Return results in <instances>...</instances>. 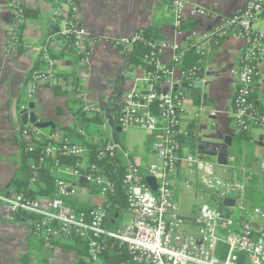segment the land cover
Masks as SVG:
<instances>
[{"label":"built area","instance_id":"built-area-1","mask_svg":"<svg viewBox=\"0 0 264 264\" xmlns=\"http://www.w3.org/2000/svg\"><path fill=\"white\" fill-rule=\"evenodd\" d=\"M25 0H7L12 20L6 34L7 54L17 53L20 45L18 25L23 21L22 8ZM174 15V26L178 34H183L182 26L186 11L191 15L206 13V9L187 0H169ZM77 0H64L58 11L59 22L56 37L71 41L77 54L85 55L79 62L85 63L89 55L87 44L89 33L82 25L76 6ZM262 21L263 29L253 25ZM220 38L235 37L243 40L238 57V66L232 71L236 83L233 99L234 122L244 132L252 128H264V113L260 112L250 96L259 75V63L264 59V0H247L245 6L213 31ZM189 38V36H186ZM142 36L134 32L131 36L116 40V46L131 47ZM154 49L145 60L154 66L142 78L134 80L132 90L123 95L118 113L119 128H140L152 134V150L157 162L146 170L124 151L126 171L124 186L127 195L125 208L131 215L127 224H121L109 216L107 208L98 203L89 213H77L65 203L66 197L76 195V187L70 179H83L95 186L99 195L105 199L115 192L114 184L96 165L86 167L77 163L63 165L54 160L52 172L57 175V197L45 202L20 194L0 193L2 202L11 213L23 212L32 217V235L51 244L60 239L73 236L88 242L87 261L91 264H107L102 253L107 240H114L126 246L133 254L132 261L140 264H238L244 256L243 264H264V206H249L246 190L252 175L244 168L233 165L229 177L216 174L196 153L182 154L180 137L188 132L180 128V121L188 112V96L180 90L159 89L161 82L171 75V69L157 61L158 52L166 42L149 43ZM181 55L174 57L180 61ZM57 60L47 57L44 68L35 70L28 78L19 104V115L23 119L21 138L26 150L33 152L38 142L45 139L58 142L47 145L42 150L41 162L54 156L59 150L63 155L83 156L84 149L74 138L63 131H52L40 127L34 119L32 102L38 88L54 83L57 77ZM196 69L182 71V76L191 84L198 81ZM83 112L87 115L102 114L100 106L86 103ZM104 127H108L107 124ZM76 130L87 137L81 124ZM120 150L119 145L110 141L100 156H111ZM264 170V163L262 164ZM34 183L39 178L34 161L31 162ZM152 176L157 184L156 190L146 182ZM203 189L215 194L223 205L226 199L233 200L225 205L228 213L219 209L216 202L203 203L192 217H184L179 211L177 192L180 190L198 191ZM214 203V204H211ZM237 209V213H234ZM110 221L112 223H110ZM228 246L224 259L218 255L220 243ZM121 264H127L123 262Z\"/></svg>","mask_w":264,"mask_h":264},{"label":"crops","instance_id":"crops-1","mask_svg":"<svg viewBox=\"0 0 264 264\" xmlns=\"http://www.w3.org/2000/svg\"><path fill=\"white\" fill-rule=\"evenodd\" d=\"M187 1L204 7L206 13L193 16L188 7L182 27L184 33L178 34L168 0H77L81 23L89 33V55L82 64L75 59L70 41L56 37L60 8L57 0L24 1L26 19L21 52L7 54L6 34L12 13L7 0H0V193L15 194L12 181L18 172L22 153L20 130L23 119L19 115V104L32 69L44 68L47 57L58 62L54 83L35 92L33 116L41 124L53 123L54 127L77 126L75 99L100 106L104 114V106L110 100L120 104L123 95L133 89L134 80L146 75V65L128 69L127 55L131 48H120L115 42L131 36L138 29L155 27L159 41L167 43L158 52L157 61L172 72L166 81L161 82L159 89L186 90L188 112L193 113L189 115L186 112L180 121V128L188 132L182 142V154L198 152L199 139L222 143L225 137H231L227 163H219L217 157L212 156H203V159L223 177L231 176L233 165L244 168L253 177L246 190L248 205L264 206V170L261 167L264 163V128L244 132L235 124L233 117L237 87L232 71L238 66L243 40L212 35L223 20L243 8L247 0ZM253 26L263 29L262 21L255 22ZM53 30L55 33L51 35ZM177 54L181 55L180 61L174 60ZM193 68L201 87L184 88L183 84L193 86L195 83H189L182 76V71ZM72 72L78 76L77 91L70 90L68 84ZM119 72L120 79L117 78ZM58 85L67 93L57 92ZM118 89L121 91L119 94ZM252 96L259 111L264 113V59L259 63ZM118 113L119 109L115 117ZM103 129L108 130V143L111 141V129L104 126ZM145 132L143 141L130 148L124 144L127 139L120 140L119 137L123 149L143 170L157 162L152 150L153 136ZM70 180L76 187L73 198L77 204L89 202L95 205L103 200L83 179ZM199 192L206 191H194L196 197ZM37 198L43 202L50 199ZM208 201L211 202L210 198ZM59 242L62 244H48L32 235L31 216L23 212L11 213L0 202V264H78L80 258L69 246L71 240Z\"/></svg>","mask_w":264,"mask_h":264},{"label":"trees","instance_id":"trees-1","mask_svg":"<svg viewBox=\"0 0 264 264\" xmlns=\"http://www.w3.org/2000/svg\"><path fill=\"white\" fill-rule=\"evenodd\" d=\"M57 1L60 3V6H62L64 3V0H57ZM168 2L170 4L169 0ZM21 8H22L23 21L17 27V31L20 39V45L17 50L18 53L21 52L22 35H23L24 23L26 19L25 3L21 6ZM185 26H187V24H185ZM54 27L55 26H53V28ZM182 27H184V25ZM136 32L141 34L142 40H138L134 42L130 47L131 51L127 55V67L128 69H132L135 66L146 65L147 71H151V70L154 71V66L148 63L144 58L146 55H149L154 50L149 45V43L160 42L159 36L157 35V29L155 27H148V28L138 29ZM52 33L54 34L55 31L54 30L51 31V35ZM70 43L72 44V40L70 41ZM118 47L123 48L124 46L118 45ZM74 53L77 62H79L85 56L83 54H77L75 51ZM35 70H39V67L32 69V71L28 75V78ZM78 82H79L78 76L75 72L69 74L68 84L70 86V90L77 91L79 85ZM178 90L183 91L184 93L186 92V90L184 89H178ZM57 92L67 93V91H63L61 89L60 85L57 86ZM252 95H253V89L250 99L254 101ZM74 104L76 106L75 115L77 117L78 123L81 124L85 129L87 137H84L80 133H78V131L76 130V126L73 127L43 126L42 128L52 131H63L66 135L74 138V140L78 142L80 146L84 149V155L68 156V155H63L58 150L54 154V156L50 158H46L45 160L47 163L43 164V162H41L42 150L49 144H54L57 148L61 147V144L58 142H51L45 139L44 141L38 142L34 151L30 153L26 150L25 143L22 140V153H21L20 165L18 168V172L12 181L14 193L24 195L30 198H37L38 196H42V197H49L50 199H52L57 197V187H56L57 175H55L52 172V164L54 160L59 161L63 165H75L77 163L84 164L86 165V167H89L91 165H96L98 168V172L104 174L115 186V192L109 194L100 203H102V205L107 208L110 217L112 218L114 217L119 220L122 211H124L127 206L126 189L123 183L124 175L126 171L125 160L123 158L124 156L123 152L125 150L123 149L122 144H120L119 145L120 150L116 151L113 156H111L109 153L105 154V156H100L99 153L105 149V146L107 145L106 139H108V130L103 129V126L105 124L108 125L107 119L105 118V114L97 113L93 115H87L86 113L83 112V106L85 105V103H83L79 99H75ZM116 127L117 128L119 127L118 120L116 122ZM120 131L117 130L116 133L118 140H119L118 134ZM183 139L184 137H180L181 143L183 142ZM111 141H112V136H111ZM32 161H34L35 169L39 173V178L34 183L31 182ZM91 187L98 192L95 186H91ZM208 194L210 200L216 202V204H218L219 209L221 211L226 213L229 212L227 207L222 204L220 199H218L215 194H211V193ZM73 197H66L64 199H65V203L77 213H82V212L89 213L97 205V204L93 205L89 202H87L84 205H79L76 203ZM110 223L112 222L110 221ZM66 239L71 240L72 244L69 246L76 251V253L80 258L78 264H91L89 261H87L88 242L76 236ZM41 240L46 243V241H44L43 239ZM61 240L62 239L55 241L53 242V244L60 245L62 244L61 242H59ZM227 252H228V246L225 243L221 242L219 244V249H218L219 257L224 259L227 255ZM132 256L133 254L128 250L126 246L120 245L118 242L109 239L107 240V247L104 249L102 253V258L104 262L107 264H121L123 262H126L127 264H140V263H134L132 261ZM27 259H29V256L26 257L25 260Z\"/></svg>","mask_w":264,"mask_h":264},{"label":"water","instance_id":"water-1","mask_svg":"<svg viewBox=\"0 0 264 264\" xmlns=\"http://www.w3.org/2000/svg\"><path fill=\"white\" fill-rule=\"evenodd\" d=\"M117 78L120 79L121 78V72H119L117 74ZM184 88H191V87H197L200 88L201 87V82L197 81L195 82V84L193 86L188 85V84H183L182 85ZM121 91L118 89L117 93L119 94ZM121 103L118 104L116 102H113L112 100L109 101V103L107 105L104 106V114H105V118L107 119L108 125L111 129V134H112V141L117 144L120 145V142L117 138V130H121L119 127H116V122H117V117H115V113L118 111V109L120 108ZM35 116L34 119L35 120ZM40 127L43 126H54L53 123H46V124H38ZM230 140L231 137H225L223 139L222 143L219 142H215L212 143L211 141H205L202 139L198 140V153L201 154L202 156H212V157H217L219 163H227V157H228V147L230 145ZM146 182L151 186V188L153 190H156L157 188V184L155 179L152 176H148L146 177ZM225 205H232L233 204V200L231 199H226L224 201ZM244 261V256H241L239 259V263L238 264H243Z\"/></svg>","mask_w":264,"mask_h":264},{"label":"rangeland","instance_id":"rangeland-1","mask_svg":"<svg viewBox=\"0 0 264 264\" xmlns=\"http://www.w3.org/2000/svg\"><path fill=\"white\" fill-rule=\"evenodd\" d=\"M146 132L140 128H130L126 133L125 130L119 132L118 136L120 140L127 139L124 144L130 148L140 144ZM198 197L195 196L194 191L180 190L177 192V201L179 204V211L184 217H191L194 211L203 203H209V194L207 192H199ZM234 213H237V209H234ZM131 219V215L128 211L124 210L121 213L120 223L127 224Z\"/></svg>","mask_w":264,"mask_h":264}]
</instances>
